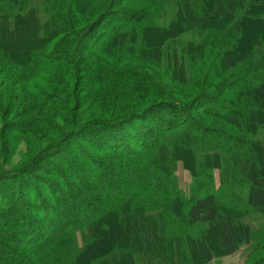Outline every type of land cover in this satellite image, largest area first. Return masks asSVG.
<instances>
[{
	"label": "trees",
	"instance_id": "16d2710c",
	"mask_svg": "<svg viewBox=\"0 0 264 264\" xmlns=\"http://www.w3.org/2000/svg\"><path fill=\"white\" fill-rule=\"evenodd\" d=\"M10 81L45 84L66 126L0 167V264H212L244 246L264 264V0H0ZM37 97L19 114L35 125L4 113L3 164L8 124L42 129Z\"/></svg>",
	"mask_w": 264,
	"mask_h": 264
},
{
	"label": "rangeland",
	"instance_id": "374dc122",
	"mask_svg": "<svg viewBox=\"0 0 264 264\" xmlns=\"http://www.w3.org/2000/svg\"><path fill=\"white\" fill-rule=\"evenodd\" d=\"M68 3V2H67ZM187 38V37H185ZM25 44V41L22 42ZM34 44V41L32 42ZM24 44L22 46H24ZM71 81H69L68 83H70ZM41 88H47L45 86V84H42L41 86L36 87L35 83L32 82H15V81H10L5 83L4 85H2L0 87V110L2 111V113L0 114V130L3 128V117H4V113H6V121L7 122H18V121H24L26 122V124L29 125V127L31 125H35L34 122L30 123L29 118L25 119V117H19V114L21 111H23L22 106L24 104V100H25V94H29V95H36L38 94V96L40 98L37 97V104L38 102L43 101L42 98L45 97L43 94V97H41V94L39 93V89ZM104 88V87H103ZM48 89V88H47ZM49 90V89H48ZM45 91V90H44ZM47 91V90H46ZM45 91V92H46ZM47 93V92H46ZM108 91L101 89L100 90V94L104 97L107 96ZM90 94V93H89ZM98 95V96H99ZM101 96V97H102ZM65 100L67 97H63ZM28 99V98H27ZM26 99V100H27ZM31 100V99H30ZM33 100V99H32ZM109 102H106L103 104L104 108H107L108 111H104L106 114H108L110 111L113 110L112 107V103H111V99L109 100ZM36 103V101H34ZM44 102V101H43ZM52 103V102H51ZM90 102L86 103V106L84 104V107L82 108L81 112L78 111V115L82 114V113H87L86 116L82 115L85 119L93 116L95 113L91 112V108L88 110L87 108V104L89 105ZM36 104V105H37ZM61 103L57 104L56 106H53V104H47V101L45 100L44 104L41 105V110H43V116H40L39 114L37 115V119L40 118L43 121L39 122V127L41 129L42 127V131L39 130L37 133H35V139L33 140V132L30 134H20L16 129H15V125H7L6 126V134H7V144H8V148H7V153L9 154V158L4 159L7 160V162H5V164H3V160H0V167L1 166H10V167H18L19 164L25 160L28 159L30 157L31 154H34L38 151V145H37V139L40 141V146L39 147H45L46 144H48V141L51 142L53 141L54 138H57V133H55V131L57 130L56 128L60 127V128H64L65 125V119H64V108L60 107ZM73 105V104H72ZM72 108V107H71ZM86 109V112H83ZM17 113V114H15ZM85 121V120H84ZM38 123V121H36ZM30 123V124H29ZM25 125V126H28ZM52 126V127H50ZM28 127V128H29ZM54 130V131H53ZM1 134V132H0ZM46 135V136H45ZM44 136V137H43ZM81 141L83 143H85V146L89 148V143L82 140ZM75 147V146H74ZM74 147L71 149V151L76 152V150L74 149ZM72 152V154H73ZM70 159V155L68 157ZM60 167H62V171L65 175V177H68V180L70 182H72L74 190L75 188L78 189L80 188L82 185L81 183L84 181L85 177H83L84 171L81 168H77L75 166L74 172L73 169H69L67 166H69L68 164L64 163L63 161H61V159H57L55 160ZM69 164H73L72 159L69 160ZM43 165L46 167V169H49V172L47 175L50 176V178L52 180H54L56 183L62 185V187H65V183H63L62 179L58 176V174H56L57 172L50 166H48V164L43 163ZM47 173V172H46ZM177 176H178V180H179V184L180 187L185 191L188 192L191 184H192V175L191 173L184 168V166L182 165V163H179L178 165V169H177ZM216 177L218 178V171H216ZM66 188V187H65ZM67 190V189H66ZM116 191V190H115ZM44 193H48V191H45ZM115 197L118 196V198L121 196L118 192L114 194ZM114 199V198H113ZM104 211L107 210V207L103 208ZM251 222L252 226H257L258 223L255 221H249ZM199 231V230H197ZM196 232V238H198V232ZM195 238V239H196ZM80 242H82V240L80 239ZM107 242V241H106ZM113 245L115 244H111L109 245V243L107 242V246L102 248V251L105 252L104 256L109 255V249L111 247H113ZM245 246L242 247L239 252H237L234 255H230V256H226L224 258H221L219 260H215L213 261L212 264H242L245 258ZM113 250V248H112ZM150 259V258H149ZM152 259V258H151ZM153 259H160V256L158 257H153Z\"/></svg>",
	"mask_w": 264,
	"mask_h": 264
}]
</instances>
